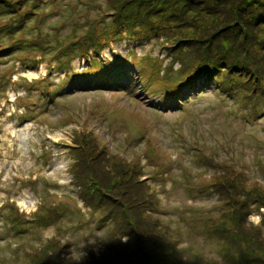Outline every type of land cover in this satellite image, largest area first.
I'll list each match as a JSON object with an SVG mask.
<instances>
[{"label":"rangeland","instance_id":"374dc122","mask_svg":"<svg viewBox=\"0 0 264 264\" xmlns=\"http://www.w3.org/2000/svg\"><path fill=\"white\" fill-rule=\"evenodd\" d=\"M0 264H264V0H0Z\"/></svg>","mask_w":264,"mask_h":264}]
</instances>
